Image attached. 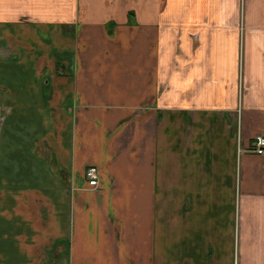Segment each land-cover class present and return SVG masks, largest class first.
I'll return each mask as SVG.
<instances>
[{"label": "crops", "instance_id": "1", "mask_svg": "<svg viewBox=\"0 0 264 264\" xmlns=\"http://www.w3.org/2000/svg\"><path fill=\"white\" fill-rule=\"evenodd\" d=\"M1 47L0 264H264V0H0Z\"/></svg>", "mask_w": 264, "mask_h": 264}, {"label": "built area", "instance_id": "2", "mask_svg": "<svg viewBox=\"0 0 264 264\" xmlns=\"http://www.w3.org/2000/svg\"><path fill=\"white\" fill-rule=\"evenodd\" d=\"M249 150L261 153L264 151V134L258 133L255 135L252 146L249 147ZM88 183L92 186L97 185L98 181V172L97 167L90 165L86 168L85 171Z\"/></svg>", "mask_w": 264, "mask_h": 264}, {"label": "rangeland", "instance_id": "3", "mask_svg": "<svg viewBox=\"0 0 264 264\" xmlns=\"http://www.w3.org/2000/svg\"><path fill=\"white\" fill-rule=\"evenodd\" d=\"M14 36H16V35H14ZM0 50H1V52H2V51H6V50H3V47H1ZM12 56H13V54H11V57H12ZM16 77H17V76H16ZM10 81H11V80H10ZM15 83H17V81H15ZM0 99H2V98L0 97ZM3 111H4V109L0 107V120H1V117H2V115H3Z\"/></svg>", "mask_w": 264, "mask_h": 264}]
</instances>
